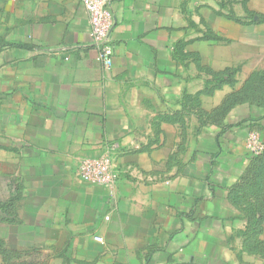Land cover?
<instances>
[{
    "label": "crops",
    "instance_id": "crops-1",
    "mask_svg": "<svg viewBox=\"0 0 264 264\" xmlns=\"http://www.w3.org/2000/svg\"><path fill=\"white\" fill-rule=\"evenodd\" d=\"M111 10L106 69L81 0H0L1 248L31 264H264V0ZM103 155L111 190L79 176Z\"/></svg>",
    "mask_w": 264,
    "mask_h": 264
},
{
    "label": "built area",
    "instance_id": "built-area-1",
    "mask_svg": "<svg viewBox=\"0 0 264 264\" xmlns=\"http://www.w3.org/2000/svg\"><path fill=\"white\" fill-rule=\"evenodd\" d=\"M86 10L89 23V33L95 45L99 59L103 66L108 69L113 60V42L111 29L113 26V14L111 0H81ZM246 147L252 155H258L263 149L259 133L252 130L247 134ZM79 176L82 181L112 189L116 182V175L112 170V163L108 155L96 158H83L78 166ZM107 219V217H105ZM94 240L102 238L94 236Z\"/></svg>",
    "mask_w": 264,
    "mask_h": 264
},
{
    "label": "rangeland",
    "instance_id": "rangeland-1",
    "mask_svg": "<svg viewBox=\"0 0 264 264\" xmlns=\"http://www.w3.org/2000/svg\"><path fill=\"white\" fill-rule=\"evenodd\" d=\"M254 90L257 102L264 106V64L257 67L256 81L254 82ZM0 264H31L24 262V260H17L9 258L7 252L1 248L0 245Z\"/></svg>",
    "mask_w": 264,
    "mask_h": 264
},
{
    "label": "trees",
    "instance_id": "trees-1",
    "mask_svg": "<svg viewBox=\"0 0 264 264\" xmlns=\"http://www.w3.org/2000/svg\"><path fill=\"white\" fill-rule=\"evenodd\" d=\"M259 155V154H258ZM258 155H254V156H258Z\"/></svg>",
    "mask_w": 264,
    "mask_h": 264
}]
</instances>
